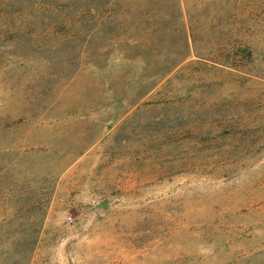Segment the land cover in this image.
<instances>
[{
  "label": "rangeland",
  "instance_id": "1",
  "mask_svg": "<svg viewBox=\"0 0 264 264\" xmlns=\"http://www.w3.org/2000/svg\"><path fill=\"white\" fill-rule=\"evenodd\" d=\"M0 264H264V0H0Z\"/></svg>",
  "mask_w": 264,
  "mask_h": 264
}]
</instances>
